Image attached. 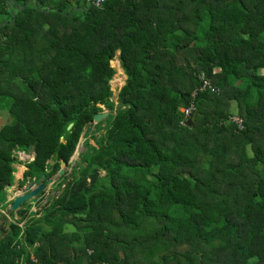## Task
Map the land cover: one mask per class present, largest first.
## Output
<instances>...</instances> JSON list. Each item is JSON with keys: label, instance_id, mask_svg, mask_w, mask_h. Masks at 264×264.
<instances>
[{"label": "trees", "instance_id": "obj_1", "mask_svg": "<svg viewBox=\"0 0 264 264\" xmlns=\"http://www.w3.org/2000/svg\"><path fill=\"white\" fill-rule=\"evenodd\" d=\"M262 69L264 0H0V208L18 152L34 154L21 188L85 148L0 216V264H75L69 247L86 264H264ZM200 72L219 91H197L188 124Z\"/></svg>", "mask_w": 264, "mask_h": 264}, {"label": "rangeland", "instance_id": "obj_2", "mask_svg": "<svg viewBox=\"0 0 264 264\" xmlns=\"http://www.w3.org/2000/svg\"><path fill=\"white\" fill-rule=\"evenodd\" d=\"M118 54V53H117ZM114 62H117V58L116 57H114L113 58V60L110 62V65L114 68V70H115V73H114V75H113V77H112V79L110 80V82H109V84H110V87H111V90H112V100L114 101V103H116V99H117V94H118V90L122 87V85L124 84V81H125V75H124V73L122 72V74H120L119 72H118V70H120V68H119V65H118V63H116V65L117 66H115V64H114ZM118 69V70H117ZM263 74H264V69H262V71H261ZM115 88L116 89H118L117 91H115ZM252 100H254V98H252ZM251 101V100H250ZM102 107V109H103V111H108L107 110V108L106 107H104V106H101ZM94 124V123H93ZM90 129H93V126H91V128ZM83 141H84V137H81L80 138V140H79V142H78V145H77V148H76V151H75V154L70 158V166H67V165H64V169H66V171H67V176H66V178L68 177V179L70 178V172H71V170H72V168H73V164H74V161L75 160H77V159H79L78 158V154L79 153H81L82 151H84L85 150V148H84V146H83ZM90 142L92 143V144H95V142L93 141V140H90ZM17 157H18V162H16L15 164H14V166H16V167H18V171L17 172H15V175H14V182H13V185H14V187L15 188H18V189H22V188H20V187H17L16 186V184L15 183H17L18 184V181L19 180H21V177H23L22 176V172H23V170H26V166H25V163H27V162H29V161H31L32 160V157H33V153L32 152H29L28 151V154H24V153H22V152H19L18 154H17ZM103 173L104 172H101V174L103 175ZM52 178H57V173L52 177ZM50 185H51V182L46 186V190H49V188H50ZM62 187H63V184L60 186V187H54L53 188V190H54V197H56V195H59L60 193H61V189H62ZM15 188H10V189H7V192H6V199H8V198H13L14 196L12 195V193H16L14 190H16ZM48 193H49V191H48ZM52 193V191H51V194H53ZM46 195H47V193H45ZM33 200V199H32ZM10 203V202H9ZM9 203L8 202H6L5 203V205L6 206H4V207H2V208H0V216L2 215V214H4V215H6V216H8V206H9ZM32 203V205H33V202H31ZM35 206V205H34ZM41 207V206H40ZM37 208V207H36ZM39 209V208H38ZM13 212H15V211H13ZM17 216V215H16ZM38 216V215H37ZM15 217V216H14ZM141 256L139 255V256H137V257H134V261L135 262H139V261H141ZM132 260V261H133ZM133 261V262H134ZM130 264H133V263H130ZM143 264V263H142Z\"/></svg>", "mask_w": 264, "mask_h": 264}, {"label": "water", "instance_id": "obj_3", "mask_svg": "<svg viewBox=\"0 0 264 264\" xmlns=\"http://www.w3.org/2000/svg\"><path fill=\"white\" fill-rule=\"evenodd\" d=\"M34 1H36V0H34ZM89 7H91V5H89ZM118 54H119V51H118ZM118 54L115 55L116 58H117ZM119 67H120V69H122L121 65H119ZM122 72H123V70H122ZM117 90L118 89L115 88V91H117ZM107 113H108L107 111H102L101 113L96 114L93 117L92 122L97 123L99 120L103 119L107 115ZM187 123L190 124L191 119H188ZM70 126L71 125H68V128H70ZM76 148H77V146H76ZM76 148H75V151H76ZM75 151H74L73 155L75 154ZM21 152L24 153V151H21ZM33 158H34V156H33ZM64 165H65L64 163H61V167H60L59 171L57 172V176H60L63 173ZM16 171H17V167L13 166L12 172L15 173ZM50 182L53 183L54 178H49L47 180V183H50ZM12 187L15 188L14 185H8L7 186L8 189H10ZM45 187H46L45 184L42 182L37 183L36 186H34L33 184H29V182H26L23 185V188L19 189V192L16 193L13 198H11L8 209H10L11 211H17L25 201H28L30 199L35 198L37 196V194L41 190H43Z\"/></svg>", "mask_w": 264, "mask_h": 264}, {"label": "built area", "instance_id": "obj_4", "mask_svg": "<svg viewBox=\"0 0 264 264\" xmlns=\"http://www.w3.org/2000/svg\"><path fill=\"white\" fill-rule=\"evenodd\" d=\"M82 1L85 2V3H88L91 6L101 7L108 0H82ZM198 80H199L200 84H199L198 88L195 89L191 93V99L189 101V104L187 106H185V107H182L180 109L181 112L183 113V119H185V120H187L189 118V115L194 110V107H195L194 98H195V95H196L197 91L209 90L212 93H217L219 91V89L212 84L210 79H208L204 75V73L200 72V74H198ZM230 120L237 126V128L239 130L244 128L243 120L239 116L233 115V116L230 117ZM27 182H29V181H27ZM34 186H36V184H34ZM31 260L35 264H44L42 262H39L34 256H31ZM95 264H110V263L105 262V261H101V262H96Z\"/></svg>", "mask_w": 264, "mask_h": 264}, {"label": "crops", "instance_id": "obj_5", "mask_svg": "<svg viewBox=\"0 0 264 264\" xmlns=\"http://www.w3.org/2000/svg\"><path fill=\"white\" fill-rule=\"evenodd\" d=\"M117 53H118V51H117ZM116 53V54H117ZM117 63H118V65H120V63H119V61H118V56H117ZM122 70V69H121ZM23 153V152H22ZM24 154H25V152H24ZM33 156H34V154H33ZM33 160V159H32ZM17 171H18V167H17ZM16 171V172H17ZM25 170H23V172H24ZM23 172H22V176H23ZM14 175H15V173H13ZM21 179H22V177H21ZM29 181V180H28ZM27 182V181H26ZM25 182V183H26ZM16 184V186L18 187V184L17 183H15ZM29 184H31V183H29ZM34 184H37V183H33V185ZM49 183H47V185H48ZM51 186H52V183H51V185H50V188H49V190H46L45 189V192L46 193H48V191H50V189H51ZM22 188V187H21ZM16 193H18L19 192V189L18 188H16V190H14ZM16 193H12V195L14 196ZM10 200H11V197L10 198H8V199H6V202H10ZM30 200H32V199H30ZM30 200H28V201H30ZM33 202V206L31 207V211H35L36 209H38V207L34 204V201H32ZM35 205V206H34ZM37 207V208H36ZM40 215V214H39ZM38 215V216H39ZM15 218H18V216H16L15 215ZM22 223H20V225H21ZM75 231V227L73 226V225H71L70 223L69 224H66L65 226H64V228H63V232L64 233H66V234H70V233H73ZM75 244V243H74ZM59 251H60V249H58ZM70 247L69 248H67L65 251H64V253L62 254V258H65V259H71L72 258V261H74L75 262V264H86V261H87V257L84 255V254H82V252H79L80 254L77 256V255H75V253L74 252H72V253H70ZM92 252V249H88V253L90 254ZM31 255H33V254H31ZM77 257V258H76ZM70 263H72L71 262V260L69 261Z\"/></svg>", "mask_w": 264, "mask_h": 264}]
</instances>
